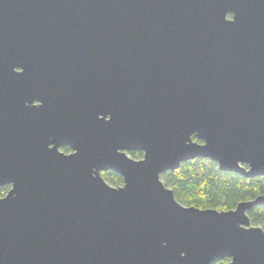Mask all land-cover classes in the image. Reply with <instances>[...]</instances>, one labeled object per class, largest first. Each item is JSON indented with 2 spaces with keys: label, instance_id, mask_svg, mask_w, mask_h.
I'll use <instances>...</instances> for the list:
<instances>
[{
  "label": "water",
  "instance_id": "95a60500",
  "mask_svg": "<svg viewBox=\"0 0 264 264\" xmlns=\"http://www.w3.org/2000/svg\"><path fill=\"white\" fill-rule=\"evenodd\" d=\"M197 158L264 176V0H0V264H264V195L161 179Z\"/></svg>",
  "mask_w": 264,
  "mask_h": 264
},
{
  "label": "trees",
  "instance_id": "16d2710c",
  "mask_svg": "<svg viewBox=\"0 0 264 264\" xmlns=\"http://www.w3.org/2000/svg\"><path fill=\"white\" fill-rule=\"evenodd\" d=\"M64 150L70 151L67 148ZM131 155L134 159H141L143 156L139 152ZM103 176L115 187L124 185L123 178L114 171L103 172ZM161 179L173 190L179 203L203 210L230 211L240 202L251 201L264 195V176L246 178L238 173L224 172L216 162L204 158L185 162L176 171L164 173ZM8 190V186L1 188L0 196L4 197ZM248 216L253 226L264 229V206L251 209ZM229 262V259H224L212 264Z\"/></svg>",
  "mask_w": 264,
  "mask_h": 264
},
{
  "label": "flooded vegetation",
  "instance_id": "af4514ba",
  "mask_svg": "<svg viewBox=\"0 0 264 264\" xmlns=\"http://www.w3.org/2000/svg\"><path fill=\"white\" fill-rule=\"evenodd\" d=\"M67 147H64V148H61V151H63V152H65V150L64 149H66ZM67 149H69V148H67ZM70 150V149H69ZM65 153H71V150L69 151V152H65ZM131 153H134V152H131ZM131 153H130V156H131ZM139 153H142V152H139ZM142 155H143V153H142ZM132 157V156H131ZM142 158H143V156H142ZM141 158V159H142ZM7 187V186H6ZM10 189V188H9Z\"/></svg>",
  "mask_w": 264,
  "mask_h": 264
},
{
  "label": "rangeland",
  "instance_id": "374dc122",
  "mask_svg": "<svg viewBox=\"0 0 264 264\" xmlns=\"http://www.w3.org/2000/svg\"><path fill=\"white\" fill-rule=\"evenodd\" d=\"M132 156V155H131ZM9 187V186H8ZM10 188V187H9Z\"/></svg>",
  "mask_w": 264,
  "mask_h": 264
}]
</instances>
